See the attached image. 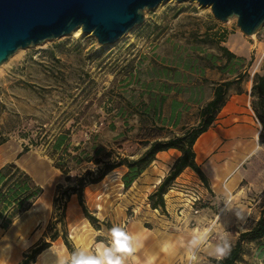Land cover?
<instances>
[{
	"label": "rangeland",
	"instance_id": "obj_1",
	"mask_svg": "<svg viewBox=\"0 0 264 264\" xmlns=\"http://www.w3.org/2000/svg\"><path fill=\"white\" fill-rule=\"evenodd\" d=\"M143 14V23L112 45L101 46L93 36L82 33L80 37L67 35L18 50L0 66V124L32 132L39 124H45L49 135L57 132L58 125H73L74 145L85 141L90 131L102 129L100 141L105 149L115 141L121 142L122 153L136 158L144 151L140 141L151 134L160 139L180 136L185 129L196 126L199 109L212 97L213 86L232 79L227 74L230 69L236 70L235 75H247L240 83L242 91L251 87V76L264 61V27L253 37L245 36L235 17L220 22L209 8L189 1H169L144 10ZM220 35L225 38L219 44ZM221 45L243 59L239 64L232 62L224 74L207 68V55L220 59ZM166 87L170 89L167 92ZM231 90L237 91L235 87ZM162 96L165 101L161 110L154 115L151 108L144 115L151 99ZM174 101L180 106L175 107L171 118ZM152 123L161 130L151 133ZM239 129L228 131L220 143L205 152L208 154L204 155L201 169L208 187L193 172L182 173L175 180L164 195L166 213L150 209L147 197L156 186L141 182L149 176L155 183L162 174L166 175L168 165L162 163L161 156L155 159L160 165L152 163L155 175L146 171L128 189L121 183L123 167L98 184L87 186L84 198L88 209L100 222L107 223L108 229L114 224L122 225L139 240H147L153 247L157 244L162 252L168 250L173 264H185L183 241L195 228L205 226L201 221L214 223L217 232L230 233L234 244L240 233L255 225L264 206V153L239 163L253 147L247 129ZM214 137L209 134L205 143L211 144ZM26 142L16 132L11 133L9 141L0 147V167L15 162L43 188L47 198L41 203L42 193L29 213L18 218L7 231L0 230V264H15L42 238L51 217L56 185L67 186L42 143L15 159L21 144ZM211 166L219 169L221 179L236 167L228 180V207L232 209L224 202L225 188L213 187V178L207 173ZM194 189L201 193L202 200L190 209L184 199L187 191ZM69 202L65 219L68 238L71 234H86L80 208L73 218L68 215ZM237 211L243 219L237 217ZM167 242L173 248L165 249ZM255 249L254 243L245 245L244 255L236 264H252ZM201 256V264L210 262L206 253L201 252ZM38 258L42 260L36 259V264H43V253Z\"/></svg>",
	"mask_w": 264,
	"mask_h": 264
},
{
	"label": "trees",
	"instance_id": "obj_2",
	"mask_svg": "<svg viewBox=\"0 0 264 264\" xmlns=\"http://www.w3.org/2000/svg\"><path fill=\"white\" fill-rule=\"evenodd\" d=\"M220 36L219 44L224 42L225 38L224 35ZM218 50L220 59L214 55H207V68L215 69L224 74L232 62L239 64L243 60L225 46H218ZM221 59L225 60L224 63L218 64L217 62ZM235 71V69H230L227 72V74L233 76L232 79L222 80L213 86L212 97L199 109V121L196 126L185 129L180 136L160 139L157 135L151 134L148 138L143 139L144 141H140L144 151L136 158H131L122 153L121 142L115 141L108 149H105L100 141L102 129L90 131L86 134L87 139L85 141L74 145L71 141L72 132L75 130L73 125L68 127L63 124L58 125L57 132L49 135L45 124H39L37 130L35 129L36 131L33 132L20 126L0 124V147L9 141L11 133L16 132L20 139L27 140L26 143L21 144V150L16 155L15 159L18 160L28 153L32 147H37L42 143L53 168L63 175L64 181L67 183V186L56 185L52 196L51 217L42 238L24 252L22 258L15 264H36L37 257L50 248L52 242L58 239L62 240L68 252L74 249L72 242L68 238L65 222L66 206L72 196L76 198L84 218L93 229L99 230L101 224L109 228L107 223L100 222L88 209L84 191L87 186L98 184L109 173L120 167L125 168V172L121 176L122 186L124 189H128L155 161L159 152L172 149L180 153L168 173L147 197L150 209L159 210L162 213H166L164 195L185 169H190L208 187V179L195 161L193 147L197 139L213 126L219 112L228 100L229 90L235 87L237 94L242 93L240 83L247 75L244 73L235 75ZM251 82L249 93L250 107L260 125V141L264 143V61L260 70L253 73ZM169 90V87L165 88V92ZM179 91L180 89H177V92ZM159 98L151 99L144 110V115L147 116L151 108L154 115L157 114L158 110H161L165 97ZM177 106H180V103L174 101L171 118L174 116L175 107ZM78 119L77 117L76 120ZM177 120L174 125H176ZM110 128L113 129L114 125H111ZM154 130L161 129L156 128L154 123H152L150 132L152 133ZM42 193L43 188L15 162H9L1 166L0 230L7 231L18 218L33 207ZM252 243L256 245L255 253L257 250L264 252V206L260 209L255 225L250 230L239 234L233 244L231 256L219 262V264H236L244 255L245 245ZM210 262L218 264L214 259H210Z\"/></svg>",
	"mask_w": 264,
	"mask_h": 264
},
{
	"label": "water",
	"instance_id": "obj_3",
	"mask_svg": "<svg viewBox=\"0 0 264 264\" xmlns=\"http://www.w3.org/2000/svg\"><path fill=\"white\" fill-rule=\"evenodd\" d=\"M169 1L196 2L220 22L235 17L245 36L264 27V0H0V66L18 50L78 27L97 44L112 45L143 23L144 10Z\"/></svg>",
	"mask_w": 264,
	"mask_h": 264
},
{
	"label": "crops",
	"instance_id": "obj_4",
	"mask_svg": "<svg viewBox=\"0 0 264 264\" xmlns=\"http://www.w3.org/2000/svg\"><path fill=\"white\" fill-rule=\"evenodd\" d=\"M250 88L251 87L246 88L245 90L242 91L241 94L232 92L231 90L232 88H231L228 92V100L225 106L219 112L213 126L206 133L202 134L195 142V145L193 147L194 152H195V161L199 165L200 169H201V162L203 158L205 157L204 155L208 154L205 152H209L212 147L214 148L218 144V142L220 143L222 141V138H225L228 131L230 130L234 132H238V131H241L239 127L242 126L243 129H247L246 131L249 132L248 136L250 138V141L252 142V145L253 146L255 145L256 136L257 134H259L260 125L259 123H257L258 125H256L255 116L250 107V97H249ZM211 133H213V136L215 137L211 141V144H208V141L206 144L205 140ZM215 139L216 141H214ZM198 142H200L198 145L199 147L196 149V145L198 144ZM204 143H205V146H204ZM212 143L214 146L212 145ZM251 149L247 150L244 153L246 155L239 161V163L243 162L247 158V154L249 153ZM156 156L157 158L158 156H161L159 158L163 160L162 163L168 165V168L166 171L168 173V171L172 167L175 160L180 156V153L176 150L171 149L165 152H159ZM154 163L160 165V162L156 160L153 161V164ZM152 167L155 168V166L151 164L145 170V172L147 171V174L149 175H152V174L155 175V172L152 171ZM212 167L213 166H211V168L208 170L207 173L209 176L213 178V181L215 183L213 184V187L221 185L223 188H225L226 183L228 184L229 182L228 181L229 177L232 176V173H234L236 167L232 169L231 171H229L228 174H226L223 179L219 177V169L216 167L215 168H212ZM225 167L227 166L225 165ZM188 172H192V171L188 168L183 171V173H188ZM164 176L165 174H162L160 178H157L155 183H152V181H150L152 177H149V176L142 179L144 181L141 180V182H145L147 184H153V187H155L156 185L159 184V182ZM140 177L137 179V181L138 180L140 181ZM29 211H27L26 213H29ZM83 220L85 222L83 223L84 228H86L87 233L82 234V235H79L76 233L75 236H73L72 234L69 235V239L72 242L74 248L84 247V248H88L91 250H95L96 245L99 242L101 241L107 242L108 230H109L108 228H106L103 224H101V228L99 230H95L92 228L89 222L84 218V216H83ZM160 240L161 238H158L156 242L159 243ZM139 241H140V245H139L137 253L135 254L136 259L134 260L130 258L128 261V264H173L172 255H170V252L168 250L164 251L165 252L164 253L158 248L157 244L153 247V244L152 245L149 244L147 240L140 239ZM68 253L69 252L66 249L65 245L63 244L62 240L58 239L55 242H52L50 248H48L47 250L43 252V264H57L58 256L64 257V256H67ZM36 263H37V260H36ZM203 264H212V263L206 261V262H203Z\"/></svg>",
	"mask_w": 264,
	"mask_h": 264
},
{
	"label": "clouds",
	"instance_id": "obj_5",
	"mask_svg": "<svg viewBox=\"0 0 264 264\" xmlns=\"http://www.w3.org/2000/svg\"><path fill=\"white\" fill-rule=\"evenodd\" d=\"M140 12V9L137 10ZM264 153V143H261L259 134L256 136L255 145L247 154L248 159L256 158ZM231 200L229 185H225L224 202L226 207ZM229 208V207H228ZM232 209V208H229ZM237 217L243 219V214L237 211ZM204 227H197L191 235L183 241V255L185 264H201V252L218 262L228 259L233 251V243L229 239L230 233L215 230V224L201 221ZM140 241L137 235L130 233L126 227L114 224L108 230L107 242H99L95 250L77 247L67 256H58L57 264H128L129 259H136ZM165 249L173 248L171 242L164 245ZM264 264V252L256 251L252 264Z\"/></svg>",
	"mask_w": 264,
	"mask_h": 264
},
{
	"label": "bare ground",
	"instance_id": "obj_6",
	"mask_svg": "<svg viewBox=\"0 0 264 264\" xmlns=\"http://www.w3.org/2000/svg\"><path fill=\"white\" fill-rule=\"evenodd\" d=\"M130 33V32H129ZM128 33V34H129ZM128 34H126L125 36H123L120 40H122L123 38H125ZM72 36L74 37H80L82 35V31L80 29V27L76 28L72 33H71ZM251 37H253V35H251ZM119 40V41H120ZM200 142H198V144L196 145V149L199 147ZM233 178V177H232ZM46 197V193L44 194L43 193V197L40 199L41 200V203L44 202ZM79 209V207L77 206L76 202H75V199L72 198V200H70L69 204H68V208H67V213L69 216H71L73 218V216L76 214L77 210ZM76 216V215H75ZM76 221V220H75ZM41 255V254H40ZM40 255L38 257H40ZM38 261L40 262L42 260V258H38Z\"/></svg>",
	"mask_w": 264,
	"mask_h": 264
},
{
	"label": "built area",
	"instance_id": "obj_7",
	"mask_svg": "<svg viewBox=\"0 0 264 264\" xmlns=\"http://www.w3.org/2000/svg\"><path fill=\"white\" fill-rule=\"evenodd\" d=\"M255 121L257 122L256 119H255ZM185 197L187 198V199H184V200H186V206H188V208H190V209H193V207L196 204H198L199 202H201V200H202L201 193L196 189L191 190V191H187ZM193 212L198 213V210L194 209Z\"/></svg>",
	"mask_w": 264,
	"mask_h": 264
}]
</instances>
